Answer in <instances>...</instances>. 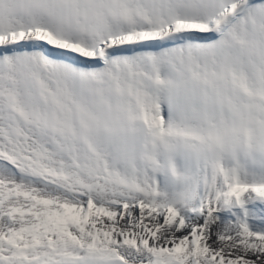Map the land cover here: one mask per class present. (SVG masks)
<instances>
[{
  "label": "snow or ice",
  "instance_id": "1",
  "mask_svg": "<svg viewBox=\"0 0 264 264\" xmlns=\"http://www.w3.org/2000/svg\"><path fill=\"white\" fill-rule=\"evenodd\" d=\"M0 264H264V0H0Z\"/></svg>",
  "mask_w": 264,
  "mask_h": 264
}]
</instances>
